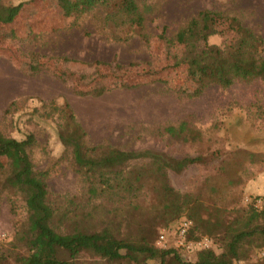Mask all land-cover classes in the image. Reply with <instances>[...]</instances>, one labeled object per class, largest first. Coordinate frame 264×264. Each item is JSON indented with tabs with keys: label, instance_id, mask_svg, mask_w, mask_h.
I'll list each match as a JSON object with an SVG mask.
<instances>
[{
	"label": "rangeland",
	"instance_id": "374dc122",
	"mask_svg": "<svg viewBox=\"0 0 264 264\" xmlns=\"http://www.w3.org/2000/svg\"><path fill=\"white\" fill-rule=\"evenodd\" d=\"M23 1L27 0H0L5 5ZM136 3L144 21L143 36L132 34L127 41H117L112 35L104 21L105 8L66 16L59 13L60 7L53 0H35L25 5L12 23L0 24V133L17 139L34 135L31 159L36 169L49 174L48 189L58 205L69 197L80 199L84 184L57 139L60 120L50 105L57 109L69 104L89 146L151 150L176 159L201 156L200 163L180 174L168 171L169 184L193 201L184 213H199L203 219L219 222L221 227L211 236L222 238L221 228L237 211L253 201L260 202L258 209L262 207L260 197L264 194L258 192V196L252 189H264V81L237 82L226 89L207 85L191 99L173 93L168 86L193 90L198 83L181 65L173 66V56L182 48L166 50L158 36L164 29L173 36L190 18L209 10L223 15L216 19L223 33L210 36V45L222 47L235 38L236 25L228 20L232 18L260 34L264 57V0ZM97 81L106 86L101 95L76 93L94 88ZM11 101L15 104L6 112ZM182 121L192 130L188 141L163 131ZM250 150L255 153L251 163L245 152ZM0 162H4L2 157ZM226 179L233 180L232 186ZM213 185L219 189H210ZM149 192L141 198L145 212L139 222L137 216L131 219L146 225L141 234L146 230L151 235L157 223L160 229L173 222L160 225L165 221L153 213ZM24 219L21 197L0 188V235L4 233V239L9 240L14 226ZM254 225L264 224L257 220ZM259 240L257 236L255 244ZM257 244L248 247L249 255L240 264H264V247ZM79 263L95 264L87 255ZM140 264L158 262L145 259Z\"/></svg>",
	"mask_w": 264,
	"mask_h": 264
},
{
	"label": "trees",
	"instance_id": "16d2710c",
	"mask_svg": "<svg viewBox=\"0 0 264 264\" xmlns=\"http://www.w3.org/2000/svg\"><path fill=\"white\" fill-rule=\"evenodd\" d=\"M33 1L16 5L0 2V24L12 23L23 7ZM53 1L60 7L59 13L66 16L105 8L104 21L117 41H127L132 34L143 36L144 21L136 0ZM219 17L223 15L203 10L173 36H168L166 29L159 34L158 39L166 50L173 46L182 48L173 56V66L181 65L186 75L198 83L193 90L168 86L173 93L191 99L198 97L207 85L226 89L237 82L264 81L263 39L259 33L230 18L236 25L235 38L222 47L208 43L210 36L223 33L216 20ZM100 84L97 81L94 88L76 93L101 95L106 86ZM14 104L11 101L6 112ZM50 108L58 114L57 139L64 153L71 156L70 164L84 184V193L80 199L69 197L58 205L48 189L49 174L36 169L31 159L36 144L34 135L28 133L17 139L0 133V157L4 159L0 162V188L20 196L25 207V219L14 226L11 238L0 237V262L80 264L79 259L87 255L95 264H140L145 259L157 260L158 264H240L249 255L248 247L257 244L254 241L257 236L261 239L257 245L264 247V225H254L257 220L264 224V196L260 197L261 209L254 206V201L248 203V207L237 211L226 227L221 228L222 238L219 234V238L213 237L211 232L221 224L203 219L199 213H184L186 205L193 201L188 195L176 192L168 180V171L180 174L200 163L201 156L176 159L151 150L127 151L108 144L89 146L85 143L86 132L69 104L56 106L57 109L50 105ZM163 131L183 142L192 135L185 121L176 127L167 126ZM245 152L248 161L253 162L255 153ZM232 182V179L225 180L227 185L232 186ZM210 189L219 187L213 185ZM150 190L153 213L165 221L160 225L173 222L160 229L157 223L151 235L146 230L141 234L146 225L138 224L145 212L141 198ZM252 191L258 196V192L264 194V189ZM10 208L14 212L12 204ZM135 216L138 222L131 219ZM182 217L191 221L186 241L206 237L210 240L208 248L189 251L176 245L177 225ZM162 230L165 247L157 245ZM124 231L126 235L122 234Z\"/></svg>",
	"mask_w": 264,
	"mask_h": 264
},
{
	"label": "built area",
	"instance_id": "2783aa9c",
	"mask_svg": "<svg viewBox=\"0 0 264 264\" xmlns=\"http://www.w3.org/2000/svg\"><path fill=\"white\" fill-rule=\"evenodd\" d=\"M260 204L259 201L254 202V206L258 207ZM191 226V221L185 217H182L179 219L178 225H177V239H176V245L179 247H185L187 250H202L206 249L210 246V240L206 237H203L201 239L195 240V241H186V235ZM1 238L5 237V234L2 233L0 235ZM157 245L160 247H165L166 245V237L164 230L161 231V234L159 236V239L157 241Z\"/></svg>",
	"mask_w": 264,
	"mask_h": 264
}]
</instances>
